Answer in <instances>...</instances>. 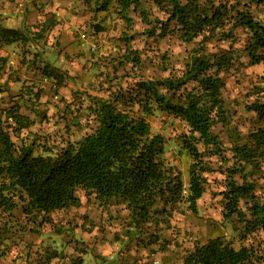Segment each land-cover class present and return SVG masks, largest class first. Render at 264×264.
Instances as JSON below:
<instances>
[{
	"label": "trees",
	"instance_id": "obj_1",
	"mask_svg": "<svg viewBox=\"0 0 264 264\" xmlns=\"http://www.w3.org/2000/svg\"><path fill=\"white\" fill-rule=\"evenodd\" d=\"M82 1L100 23L112 12L128 29L136 15L147 26L148 36L164 39L176 34L194 47L180 69L159 59L161 72H168L165 77L140 76L105 98H91L87 111L94 130L74 143L67 142L53 155H33L31 144L12 141V135L31 122L17 105L5 104L0 98V217L10 218L17 211L26 225L38 228L50 213L78 208L83 192L102 206H121L128 218L124 225L128 242L159 246L160 226L181 208L196 214L209 176L219 173L224 178L216 195L221 196L223 218H236L242 240L264 237V101L255 100L247 107L259 126L243 144L231 143L230 157L212 131L227 122L222 96L225 74L241 57L249 65L264 66V19L253 14L264 0ZM52 25L48 19L32 37L0 26V47L32 44L33 38L41 39ZM92 27H97L94 34L103 31L99 23ZM235 44L239 46L234 48ZM132 52L126 49L120 55L122 67L140 68L141 60ZM3 60L0 57L1 64ZM41 73L57 87L63 83L61 74L48 63ZM3 91L0 85V94ZM155 113H165L183 124L176 138L191 160L186 187L165 159L163 136L150 130L148 117ZM212 159H217L218 166L213 167ZM25 224L16 222L17 233L30 232ZM249 244L235 248L220 237L196 242L185 250L182 264H264V245ZM58 255L55 250L45 251L34 261L51 264ZM34 261L24 256L21 264Z\"/></svg>",
	"mask_w": 264,
	"mask_h": 264
},
{
	"label": "rangeland",
	"instance_id": "obj_2",
	"mask_svg": "<svg viewBox=\"0 0 264 264\" xmlns=\"http://www.w3.org/2000/svg\"><path fill=\"white\" fill-rule=\"evenodd\" d=\"M51 6L58 7L59 1ZM253 14L264 19V4ZM133 17L126 29L125 23L112 12L106 14L103 32L88 39L93 48L87 51L77 40L67 42L70 44L60 50L58 45L65 40L57 35L55 28L45 33V41L33 38L32 44H14L0 50V57L4 59V64L0 63V85L4 89L0 98L5 104L17 105L19 113L31 122L27 129L12 135L13 142L31 144L33 155H53L67 142L74 143L94 130L93 117L87 111L91 98H105L111 91L125 87L140 76L144 79L165 77L168 72H161L160 58L168 60V65L175 69L182 67L194 46L185 44L176 34L164 39L148 36L147 26L136 15ZM92 20H88L87 25ZM88 31H84L86 36H92ZM30 34L26 35L32 37ZM238 46L233 45L234 48ZM126 49L140 58V68L121 66L120 55ZM44 63L61 74L63 83L59 87L44 79L41 73ZM224 80L222 96L227 122L215 125L212 131L226 149L225 155L230 157L231 143L243 144L248 133L259 126L254 113L247 107L255 100L264 101V90H259L264 87V66L249 65L246 58L241 57L225 74ZM148 122L152 133L163 136L165 159L186 187L191 160L176 138L183 131V124L165 113H155L148 117ZM212 161L213 167L214 164L218 166L217 159ZM223 178L219 173L209 176L208 186L197 202L196 214L181 208V212H174L169 222L160 226L159 246L144 247L141 242H128L124 234L128 218L126 212L120 210L121 206H102L93 196H85L83 192L78 208L50 213L47 222H42L38 228L32 223L26 225L17 211L10 218L1 216L0 264H21L24 256L34 261L45 251L53 250L59 255L51 264H72L78 260L82 264H182L186 249L196 242L204 243L216 237L235 248L251 242L263 246L262 235L242 240L238 235L241 224L236 218L228 221L223 218L221 196L216 195L222 190L220 181ZM16 220L25 224V230L30 229V232L17 233ZM143 239L147 241V236Z\"/></svg>",
	"mask_w": 264,
	"mask_h": 264
},
{
	"label": "crops",
	"instance_id": "obj_3",
	"mask_svg": "<svg viewBox=\"0 0 264 264\" xmlns=\"http://www.w3.org/2000/svg\"><path fill=\"white\" fill-rule=\"evenodd\" d=\"M57 1H59V6L52 7L51 5ZM75 1L76 0H0V26L17 30L24 35H26L27 32H31L30 36H32L33 33L40 30L44 22L51 19L53 25L45 33L55 28L57 35L64 38L62 40L65 41L62 42L60 40L62 43L58 45L60 46V50H63V46H68L70 44L67 42H74L77 40V44L80 43L83 49L87 51L93 48V43L88 42V39L99 34H94L96 33L97 27L93 29L92 25L99 23V25L102 26V23L98 20H92L94 14H92L82 0H77L79 2ZM88 14L91 17L87 16ZM88 20L92 21L87 25ZM86 30H89L88 35L91 34L92 36H86V33H84ZM45 33L43 37L38 40L45 41L47 38L44 37L46 36ZM11 45L14 44L3 45L0 47V50L3 47L9 49ZM10 53L12 52L10 51ZM63 54L64 52H62L61 55Z\"/></svg>",
	"mask_w": 264,
	"mask_h": 264
}]
</instances>
